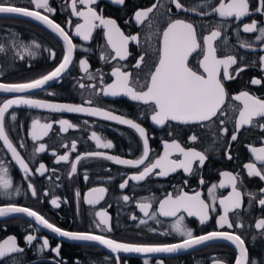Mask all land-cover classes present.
<instances>
[{
	"label": "flooded vegetation",
	"instance_id": "obj_1",
	"mask_svg": "<svg viewBox=\"0 0 264 264\" xmlns=\"http://www.w3.org/2000/svg\"><path fill=\"white\" fill-rule=\"evenodd\" d=\"M181 2L189 8L204 5L200 11L211 14L196 15L192 12L177 11L171 0H126L123 6L112 4L111 0H97L92 7L98 13L105 18L116 20L125 35L139 37V43L129 42L130 55L126 60L121 61L111 59L114 53L107 45L102 27H97L93 31L90 40H82L75 36V24L82 21L71 16L70 0H50V6L56 10L55 15L49 14L50 18L65 28L76 45L73 62L58 80L52 81L48 86L29 94L0 95V103L5 99L22 96L50 103L97 107L114 115L132 119L145 128L149 141V161L163 154L164 142L176 140L186 149L192 148L204 152L207 155L204 165L195 164L191 175L179 169L165 177L152 174L142 181H133L129 177L138 174L144 165L133 168L86 154L102 152L121 159H138L142 155L143 143L135 130L101 117L81 113L40 111L20 105L9 109L5 118V128L33 174L25 178V173L12 160L11 154L0 141V162L9 169L14 188L20 189V194L16 195L13 192L10 199L0 195V206L14 203L31 208L68 231L90 232L120 242L171 244L182 242L184 237L172 230L176 217L159 215V201L168 194L175 196L180 191L189 195L199 192L201 198L212 205L214 210L210 209L209 219L203 225L200 224L198 217L180 213L179 215L184 217V226L191 229L196 236L210 231L234 232L245 239L250 260H264V238L258 235L259 230L254 227L257 219L264 218V208H261L256 201L250 203L249 196L253 194L257 199L261 198L260 190L264 189V181L258 177H249L244 168V165L250 162L257 163V166L261 167L255 161L250 148L264 147V131L259 127V124H264V119L258 118V123H254L252 127L244 126L236 133L237 113L231 111L232 106L239 104L231 97L241 91H248L251 95L264 99V65L260 63V57L264 56V41L257 40L258 31L253 33L243 31V25L253 20L257 22L258 29L264 28V15L255 11L257 0H249L252 14L239 21L235 18H221L212 13L211 9L218 5V0H181ZM12 3L29 9L34 8L29 0H12ZM154 3L158 6L150 14L153 27L149 29L148 21H145L144 25H137L134 18L135 11L151 7ZM40 11L43 13L42 9ZM176 18L193 23L201 43L204 35L219 30L221 35L214 41L217 56L223 58L233 55L237 58V64L229 68L235 79L224 81L228 94L225 114H218L213 121L203 125L169 122L161 127L152 123V111L149 106L128 97L104 96L100 92L103 86L112 83L113 67H121L122 70L131 72L134 80L139 79L143 82L156 60L155 49L159 47V37L155 35L156 28L162 31L170 19ZM69 20L72 21L71 27L68 26ZM241 44H250L251 48L241 47ZM0 45L4 47V51L0 52V83H23L39 78L53 70L61 62L64 54L63 42L52 32L28 21L11 18H0ZM52 52H55L54 59L51 57ZM140 55H145V62L140 69H136L133 65ZM101 56L107 59H101ZM193 56L194 58H190V63L197 66L196 61L202 56L197 53ZM81 59L88 62V73L81 71L79 67ZM240 67H243L244 71L236 75V70ZM89 75L93 79H89ZM101 77H103L102 82ZM254 78L261 80V83L253 85L251 80ZM81 84L85 87L81 88ZM89 85H95V88ZM87 101H91V104L89 105ZM12 114L15 115V120L11 118ZM61 119L68 120L75 127L62 132L59 125ZM33 120L52 124L48 135L35 142L30 136ZM220 120H224L223 125L220 124ZM223 128L228 130L226 134L222 131ZM93 131L102 138L103 142L111 141L113 147L97 148L95 141L90 139ZM234 133L237 134V139L232 141L231 135ZM193 135L197 137L195 142L190 139ZM73 141L77 145L75 152L71 150ZM21 142L25 147H19ZM40 144H44L46 150L42 153L35 152ZM65 144L68 145L67 148L64 147ZM65 154L69 155V161L57 163V158ZM77 155L85 158L77 165L76 173L72 174L70 164L75 161ZM229 155L231 159L227 158ZM41 163L47 169L43 176L36 171ZM222 172L237 175V190L242 193L243 207L236 212H230L229 219L234 223H241L243 225L241 228L220 229L217 226L216 221L220 215H223L219 199L231 192L230 186L219 187L220 182L225 179L221 175ZM201 179L204 181L203 184L200 183ZM125 180L128 183L122 189L120 184ZM29 182L36 189L35 198L28 188ZM212 185L217 186L214 192L217 197L215 202L211 200L208 192ZM93 188L106 189L98 201H95L97 193L88 195ZM45 192L48 193L47 196L44 195ZM124 196L129 199L125 201ZM52 199H57L59 207L51 204ZM89 199L94 200V203H87ZM142 202L152 204L148 217H145L137 207V204ZM98 212L107 214L111 232L103 230L102 225L97 227L100 220L96 215ZM133 216L136 219H132ZM141 220L146 222L140 223ZM29 234L37 237L32 245H28L25 241V237ZM10 236L16 238L18 246L23 248L24 252L11 253L0 259V264H60V262L76 264L77 261L80 264H117V256H119V264H144L145 260L148 264H158V262L235 264V257L238 255L234 245L225 241L208 242L173 255L155 253L146 257H133L124 253L114 254L93 245L61 240L54 233L43 230L35 222L25 218L10 215L0 217V243ZM253 236L257 238L253 240ZM44 238L48 239L50 248L41 251ZM57 246L60 247L59 256L50 250Z\"/></svg>",
	"mask_w": 264,
	"mask_h": 264
},
{
	"label": "snow or ice",
	"instance_id": "obj_2",
	"mask_svg": "<svg viewBox=\"0 0 264 264\" xmlns=\"http://www.w3.org/2000/svg\"><path fill=\"white\" fill-rule=\"evenodd\" d=\"M29 3L34 8L29 9L26 7L18 6L12 3V0H0V14H11L20 17L31 18L34 21H38L40 24L45 25L51 30L59 39L63 42L64 54L61 62L49 71L47 74L41 75L39 78L32 79L23 83H0V93H16L23 94L33 90L44 88L50 81L58 80L63 73L68 70V67L73 62V54L76 50V45L73 43L69 33L59 23L55 22L50 15H55V9L50 6V0H29ZM97 3V0H70L71 16L77 17L79 21L75 24V36L80 37L82 40L88 41L91 39L93 31L97 27L104 29V36L107 41V45L110 47L114 56L111 59L126 60L130 55L128 50L129 42L139 43L138 35H125V33L117 25L116 20L105 18L102 14L92 7ZM112 4L123 6L126 0H111ZM177 11L192 12L196 15H208L211 13L200 11V8L204 5L187 7L181 2V0H171ZM81 6V7H78ZM158 6L154 3L151 7L146 9H138L134 13V18L137 25H144L145 21H148V27H153V22L150 20V14ZM43 10V13L40 10ZM255 11L264 15V0H257ZM212 13L217 14L221 18H235L237 21L244 17L250 16L252 10L250 9L249 0H218V5L212 7ZM68 26H72V21H68ZM243 31L245 33L259 32L257 40L264 41V28H259L255 20L243 25ZM155 35L159 37V47L155 49L156 60L154 61L152 68L146 74L145 79L141 82L139 79H133L132 73L122 70L121 67H113L111 76L114 78L112 83L103 86L100 92L104 96H124L133 101H138L144 105L149 106L152 111L151 121L153 124L163 127L169 122H175L178 124H206L213 121L215 117L224 115V108L228 94L225 89L224 81L235 79V76L229 72V68L237 64V58L233 55H227L223 58L217 56V49L214 47V41L220 37L221 32L219 30H213L208 35H204L201 40L198 39L196 27L193 23L186 21L185 19H170L162 29L157 27ZM151 39V36H149ZM39 47V45H36ZM241 47L251 48L250 44H241ZM4 51V47L0 45V52ZM197 53L202 56L201 59L196 61L197 66H193L190 63V58H194L193 54ZM29 55L31 53L29 52ZM51 57L55 58V52L51 53ZM101 59H107L105 56H101ZM145 62V55H140L133 65L134 68L140 69L141 65ZM260 63L264 65V56L260 57ZM79 67L81 71L88 73L89 65L85 59L79 61ZM244 71L243 67L236 70V75L239 72ZM89 79H93L89 75ZM103 77H101V82ZM253 85H259L261 80L252 79ZM81 88L85 87L84 84L80 85ZM89 87L95 88V85H89ZM51 94V93H50ZM232 100L238 101V105H234L231 111L237 113L235 119V132L238 133L242 127H252L254 123H258V118L264 119V99L251 95L248 91H241L238 95L231 97ZM90 105L91 101H87ZM25 105L29 108L47 109L52 112H69V113H81L87 116L101 117L104 120L115 121L119 124L127 125L129 128L135 130L139 134V138L143 143L142 155L138 159H121L118 156L106 155L102 152H90L86 156L90 157H102L103 159L110 160L116 164L126 165L133 168H139L144 165L143 169L129 177L133 181H142L149 175L155 174L161 177L168 176L171 173L176 172L179 169H183L186 174L191 175L193 172V166L198 163V166H203L207 155L204 152L197 151L192 148H184L181 144L172 140L171 142H164L163 154L149 161V141L148 135L144 127L140 123L134 122L132 119L123 118L120 115H114L110 111L101 110L97 107H84L80 105L67 104V103H50L43 100L19 97L16 99H5L0 103V141L3 142V147L11 154L12 160L15 161L19 168L25 173V178L32 175V171L29 165L22 158L17 147L9 138L5 128L6 114L9 113V109L14 106ZM11 118L15 120V115L12 114ZM87 123V121H85ZM220 124H224V120H220ZM60 130L62 132L67 131L70 128L75 127L68 120L61 119L59 121ZM260 130L264 131V124H259ZM52 129L51 123H41L39 120H33L31 125L30 136L35 141L42 140L48 135ZM222 131L226 134L227 129L223 128ZM90 139L95 141L97 148L110 149L113 147L111 141L103 142L102 138L92 132ZM191 141L195 142L197 137L195 135L190 137ZM237 134L231 135V140L235 141ZM20 148L25 147L23 142L19 145ZM68 147L67 144L64 145ZM77 149L76 142L71 144V150L75 152ZM46 150L44 144H40L36 148L35 152H44ZM250 151L255 157V161L261 165L257 166V163H247L244 168L247 170L249 177H258L264 181V147H251ZM55 156V153H53ZM177 157L173 159V157ZM85 156L77 155L75 161L70 164V171L72 174L76 173L77 165ZM231 159L229 155L227 157ZM61 161L68 162L69 155H61L57 158L56 162ZM145 161H149L147 164ZM46 167L43 163L39 165L36 170L39 175L43 176ZM158 170V171H157ZM221 175L225 178L219 184L220 188L231 187V192L219 199V205L223 210V215L219 216L216 221L217 226L220 229H233L241 228L243 225L239 222H233L229 219L230 212H236L242 209V193L237 190V175L231 172H222ZM87 179V177H85ZM203 180L200 183L203 184ZM128 181L125 180L120 184L123 189L127 185ZM28 188L31 190V195L35 198L37 192L32 183H28ZM217 186L212 185L208 192L211 200L215 202L217 197L214 195ZM106 189L93 188L89 192V196L93 193L98 195L95 197V201L102 198ZM262 193L261 198L253 194H249L250 203L256 201L261 208H264V189L260 190ZM13 192L16 195L20 194L19 188H14L13 180L9 175V169L4 166L3 162H0V195L7 198H11ZM48 195L47 192L44 193ZM79 195V193H77ZM129 198L124 196V200ZM87 203L92 204L94 200L89 199ZM51 204L55 207H59L57 199H52ZM137 207L145 217L150 215L151 203L142 202L138 203ZM212 209V205L206 203L201 198V193L196 192L193 195H189L187 192L180 191L179 194L173 196L168 194L164 199L159 201L158 212L160 216L176 217V222L172 226V230L184 237L180 243L171 244H136L128 242H120L114 239L108 238L104 235L93 234L90 232H76L68 231L58 227L56 224L50 222L39 212L25 207L18 206L14 203H9L6 206H0V217H7L11 214H24L25 216L32 218L36 224L41 225L43 228L48 229L55 235L65 238L69 241H87L95 242L105 249L110 250L111 253H177L181 250L192 249L199 245H204L208 242L225 241L234 245L238 251V255L235 257V264H264V260H250L249 249L246 247V241L242 236L229 231H210L202 235H194L193 231L184 226V217L179 215L180 213H187L188 216L198 217L200 224H204L209 219V211ZM100 217L97 227L104 226L103 230L111 232L112 229L108 223L107 214L104 212H98L96 214ZM152 218H155L153 214ZM132 219H136L135 216ZM146 221L141 220L140 223ZM255 229L259 230L258 235L264 238V218L257 219L254 222ZM166 234V233H165ZM257 237L253 236V240ZM37 239L34 235H27L25 241L28 245H32L33 241ZM49 241L47 238L43 239L41 251L49 249ZM56 254L60 255V247L50 249ZM24 249L19 247L14 236L8 237L2 243H0V259L8 256L11 253H22ZM117 264H119V256L116 257ZM60 264H66V262H60ZM76 264H80L79 261ZM144 264H148L145 260ZM162 264V262H158Z\"/></svg>",
	"mask_w": 264,
	"mask_h": 264
},
{
	"label": "water",
	"instance_id": "obj_3",
	"mask_svg": "<svg viewBox=\"0 0 264 264\" xmlns=\"http://www.w3.org/2000/svg\"><path fill=\"white\" fill-rule=\"evenodd\" d=\"M0 18H11V19H17V20H22V21H28L30 23H33V24H36L46 30H49L51 32L50 29H48L45 25H42L40 24L38 21H34L32 20L31 18H26V17H20V16H16V15H11V14H0ZM54 34V33H53ZM55 35V34H54ZM56 36V35H55ZM64 74V73H63ZM52 81H50L47 85H45L44 87L48 86ZM39 90V89H38ZM34 91H37V90H33V91H30L28 93H23V94H29V93H32ZM6 94H16V93H0V95H6ZM16 106H14L13 108H15ZM29 108V107H27ZM32 109H36V110H40V111H48L47 109H39V108H32ZM10 216H16V217H21V218H25L29 221H33L35 222L32 218H29L27 216H25L24 214H11ZM38 225V224H37ZM40 226L43 230H46V231H49L48 229H45L43 228L41 225H38ZM57 236V235H56ZM58 238H61V240L65 239V238H62V237H59L57 236ZM67 240V239H65ZM71 242H77V243H83V244H89V245H93V246H96V247H100L102 248L103 250L105 251H108L110 252V250L108 249H105L103 248L102 246L96 244L95 242H87V241H71ZM200 246V245H199ZM198 247V246H196ZM194 247V248H196ZM189 250V249H187ZM183 251V250H181ZM185 251V250H184ZM111 253V252H110ZM178 253V252H177ZM177 253H164V254H169V255H173V254H177ZM124 254H128V255H131L133 257H146V256H151V255H155V253H147V254H140V253H124Z\"/></svg>",
	"mask_w": 264,
	"mask_h": 264
}]
</instances>
